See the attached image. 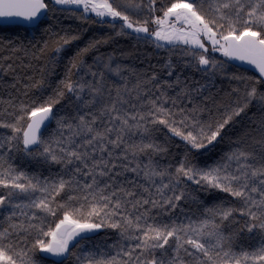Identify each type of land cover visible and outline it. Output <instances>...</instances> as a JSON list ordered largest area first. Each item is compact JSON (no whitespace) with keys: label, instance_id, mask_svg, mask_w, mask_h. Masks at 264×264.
I'll return each instance as SVG.
<instances>
[{"label":"snow or ice","instance_id":"obj_1","mask_svg":"<svg viewBox=\"0 0 264 264\" xmlns=\"http://www.w3.org/2000/svg\"><path fill=\"white\" fill-rule=\"evenodd\" d=\"M61 16L110 34L80 46ZM0 17L48 36L0 37V264H264V0H0Z\"/></svg>","mask_w":264,"mask_h":264},{"label":"trees","instance_id":"obj_2","mask_svg":"<svg viewBox=\"0 0 264 264\" xmlns=\"http://www.w3.org/2000/svg\"><path fill=\"white\" fill-rule=\"evenodd\" d=\"M158 3L160 4H166L167 0H158ZM52 14L49 13V16ZM60 16V14H57ZM43 21H47V23H55V20H48L47 17L44 18ZM82 26L83 29V35L81 38V41H79L80 46H83V43L87 41V39L96 36L100 37L102 35L110 34L109 29L107 25H100V24H83L81 21L72 20L70 18H67L66 16L60 17V26L64 28L71 27L73 29H76L77 26ZM46 25H41L40 29L34 28V29H28L25 27H19V26H12V27H4L0 26V37L12 39V40H21L27 43L29 40H32L33 43L39 41L41 44L43 43V40L48 39V36L46 34H43V27ZM133 43L132 41L126 40V39H120L117 44H111L110 46H107L105 48H102V51H111L112 48L116 47H123L128 48L130 44ZM76 50V43H73L70 47H67L65 49L63 58L60 62L59 67L56 69L55 76L53 78L59 77L63 75V65L67 63L68 57L74 54ZM160 55H165L163 50H161ZM218 58H221L219 55H215ZM174 59L177 60L178 63H182V57L179 55V50H177V54L174 56ZM191 70H186L185 75H190ZM250 74V73H249ZM50 93V90H49ZM48 93H46L47 95ZM6 95V93H4ZM55 110V109H54ZM55 127V122L48 127V130H51ZM228 145L227 142H222L218 144L215 148H212L209 150V152L205 155L200 156V162L203 163L205 161L212 162L213 160L217 159L220 155H222L225 151H227ZM27 170L29 171H35L38 173H43L44 175H49V170L46 167H42L35 162H25ZM52 172H55V169H52ZM201 198L211 201L213 197H209L206 193L201 192L200 193ZM51 219V218H50ZM105 237L108 238V242L111 243L112 239H114V235L112 233V230L110 229H100L98 231V235L93 236V241H100L103 240ZM65 264H74V260H67L65 261Z\"/></svg>","mask_w":264,"mask_h":264},{"label":"water","instance_id":"obj_3","mask_svg":"<svg viewBox=\"0 0 264 264\" xmlns=\"http://www.w3.org/2000/svg\"><path fill=\"white\" fill-rule=\"evenodd\" d=\"M45 17H41V20L43 21ZM34 23V22H33ZM0 26H4V27H12V26H19V27H25L28 29H34L35 27H33V24H30L28 21L24 20L21 17H0ZM233 65H240L239 61H233L232 62ZM244 68H248L250 69L251 66L245 65ZM52 122H46L47 126L49 127Z\"/></svg>","mask_w":264,"mask_h":264},{"label":"rangeland","instance_id":"obj_4","mask_svg":"<svg viewBox=\"0 0 264 264\" xmlns=\"http://www.w3.org/2000/svg\"><path fill=\"white\" fill-rule=\"evenodd\" d=\"M215 55H219V56H221V54L220 53H215ZM99 231V230H98Z\"/></svg>","mask_w":264,"mask_h":264}]
</instances>
